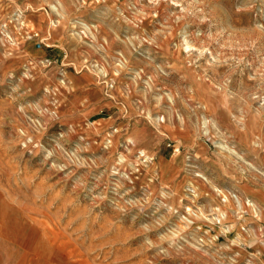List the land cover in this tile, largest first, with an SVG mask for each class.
Listing matches in <instances>:
<instances>
[{
  "label": "rangeland",
  "instance_id": "rangeland-1",
  "mask_svg": "<svg viewBox=\"0 0 264 264\" xmlns=\"http://www.w3.org/2000/svg\"><path fill=\"white\" fill-rule=\"evenodd\" d=\"M0 264H264V0H0Z\"/></svg>",
  "mask_w": 264,
  "mask_h": 264
},
{
  "label": "crops",
  "instance_id": "crops-1",
  "mask_svg": "<svg viewBox=\"0 0 264 264\" xmlns=\"http://www.w3.org/2000/svg\"><path fill=\"white\" fill-rule=\"evenodd\" d=\"M20 1H22V0H20ZM47 48H49V50L47 51L48 52V55H49L51 53V46H49ZM39 53H41L42 55H45V52L43 50L37 51V54H39Z\"/></svg>",
  "mask_w": 264,
  "mask_h": 264
}]
</instances>
